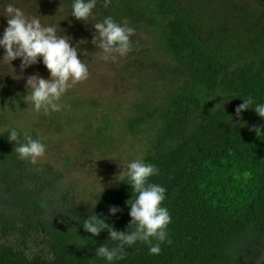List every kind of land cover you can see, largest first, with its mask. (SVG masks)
I'll list each match as a JSON object with an SVG mask.
<instances>
[{"label": "trees", "instance_id": "16d2710c", "mask_svg": "<svg viewBox=\"0 0 264 264\" xmlns=\"http://www.w3.org/2000/svg\"><path fill=\"white\" fill-rule=\"evenodd\" d=\"M112 11V10H111ZM137 16V17H136ZM149 22L159 50L176 61L185 88L155 109L159 129L142 159L159 169L150 178L166 189L162 206L169 210L168 239L158 255L137 241L125 246L123 259L95 255L117 242L104 230L93 236L83 228L97 214L117 231H128L133 187L124 176L101 193L91 209L61 190V175L51 166L21 160L8 138L0 134V264H258L264 253V118L254 107L264 104V60L225 61L207 44L181 10L177 0H147L144 8L116 5L111 17L121 23L138 17ZM136 17V18H135ZM234 90L236 105L206 111L214 94ZM253 104L240 116L243 99ZM151 113L128 124L132 132ZM261 128L258 136L250 129ZM30 135L36 139L35 132ZM110 206L120 211L110 214ZM155 243V241H154Z\"/></svg>", "mask_w": 264, "mask_h": 264}, {"label": "rangeland", "instance_id": "374dc122", "mask_svg": "<svg viewBox=\"0 0 264 264\" xmlns=\"http://www.w3.org/2000/svg\"><path fill=\"white\" fill-rule=\"evenodd\" d=\"M147 0H97L85 22L72 16L73 0H0V38L7 25L8 4L26 16L37 17L43 26H54L57 35L67 36L89 70V77L75 84L61 97L59 112H37L24 101L27 78L51 74L39 63L21 69V59L0 61V134L11 128L27 134L46 146L37 165H49L61 177L59 187L68 190L74 202L91 209L101 193L113 188L124 176L123 165L142 160L159 124L155 109L164 106L185 88L180 65L158 48L149 22L137 18L121 21L135 29L133 49L125 57L103 60L92 40L94 23L111 16L116 5L129 4L136 10ZM181 10L225 61L264 60V0H177ZM112 10V11H111ZM137 17V16H136ZM135 17V18H136ZM5 49L0 46V60ZM238 94L230 89L212 95L203 105L210 111L218 105H236ZM152 117L131 132L128 124L138 113ZM258 264H264V253Z\"/></svg>", "mask_w": 264, "mask_h": 264}, {"label": "clouds", "instance_id": "9594fccd", "mask_svg": "<svg viewBox=\"0 0 264 264\" xmlns=\"http://www.w3.org/2000/svg\"><path fill=\"white\" fill-rule=\"evenodd\" d=\"M111 0H104L103 6L107 8ZM97 0H73L72 16L78 20L87 21L96 7ZM7 13V27L0 38V46L5 49L2 62L11 63L20 58L21 69L39 63L43 58V64L51 74L50 79H44L39 75L29 76L26 87L28 94L24 101L34 105L37 112L43 110L59 112L63 105L59 103L61 97L75 84L87 80L89 70L78 55V47H73L67 36L57 35L54 26H43L37 17H28L18 7L8 4L5 8ZM96 33L92 43L101 51L100 58L107 61L115 60L117 56L125 57L133 49L131 37L135 35V29L127 25L117 23L111 16L103 22L94 23ZM253 104L252 99H243V103L235 109L236 116L249 109ZM255 112L264 118V104H257ZM213 110V109H212ZM258 136L261 128L253 126ZM15 142L14 151L21 160L31 164H37L38 160L45 155L46 146L39 140L33 139L27 133L20 140V133L13 129L9 138ZM123 174L128 177L129 184L133 187L135 199L129 200V215L131 221L128 231H117L113 226L106 223L105 219L97 214L90 215L83 222V228L93 236H99L107 230L110 239L117 242L109 248L103 244L96 248L95 255L106 258L108 261L123 259L125 246H132L137 241L149 245L150 254L158 255L161 252L160 245L168 239L167 228L171 223V215L163 201L166 199V189L155 183H150V178L159 174V169L150 163L136 160L123 165ZM120 209L110 206L109 212L115 215ZM155 241V243H154Z\"/></svg>", "mask_w": 264, "mask_h": 264}]
</instances>
